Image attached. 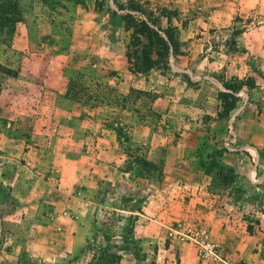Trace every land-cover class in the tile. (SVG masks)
Here are the masks:
<instances>
[{
    "label": "rangeland",
    "instance_id": "rangeland-1",
    "mask_svg": "<svg viewBox=\"0 0 264 264\" xmlns=\"http://www.w3.org/2000/svg\"><path fill=\"white\" fill-rule=\"evenodd\" d=\"M18 2L14 33L0 34V264H179L182 244L200 262L216 264L180 233L205 228L209 238L210 228L224 227L233 238L262 243L264 259V207L255 194L264 186L255 181L264 176V9L186 39L184 29L172 24L184 18L175 3ZM144 21L167 30L170 40L162 41L160 33L150 49L140 36ZM234 31L246 33L243 42ZM147 49L149 62L142 56ZM240 58L244 70L227 68V61ZM72 122L89 128L91 145L102 133L112 139L126 161L121 170L137 178L164 177L163 161L146 160L150 142L163 144L169 162L177 156L183 164L178 176L200 171L210 179L201 213L194 210L189 223L177 216L166 222L154 203L137 199L130 208L147 210L144 230L138 214L113 212L112 204L69 207L64 199L53 212L51 188L60 176L27 152L68 136ZM181 185L195 189L190 182ZM210 242L229 261L227 245ZM239 262L249 264L231 260Z\"/></svg>",
    "mask_w": 264,
    "mask_h": 264
},
{
    "label": "crops",
    "instance_id": "crops-1",
    "mask_svg": "<svg viewBox=\"0 0 264 264\" xmlns=\"http://www.w3.org/2000/svg\"><path fill=\"white\" fill-rule=\"evenodd\" d=\"M149 1L159 3L162 6L175 3V8L179 9L184 18L172 20V24L174 27L178 26L184 29L186 39L200 38L197 34H204V31L201 29L220 30L229 28L233 24L239 23L237 19L246 17L254 10L264 9V0ZM162 20L166 26H171V21L167 18H163ZM163 22L161 21V23ZM244 35L246 33H241L237 39V41H240L238 43L244 41ZM237 48L242 51L240 46H237ZM42 59L43 56L40 61ZM227 68L229 70L232 68L238 69L241 72L245 69V65L242 62V58H240L239 62L227 61ZM42 83L44 82L42 81ZM90 133L89 128L83 126L81 122H72L67 128L68 136H64L63 139L58 138L56 142L54 141L55 139L43 142L38 145L37 149H31L27 152V157L47 164V166L52 168V174L58 173L60 176L59 180L54 183L55 187L51 188L54 191L56 199L52 203L53 212H59L61 209L59 204L64 199L69 207H73V203L77 204L78 202L88 207L94 203L102 208L106 207L107 204H112L113 212L129 215L138 214L137 226L144 224V230L147 227H145L146 222L142 219L146 218L145 211L147 210L143 207L141 212H135L132 209L133 207L130 208V205L137 199L144 200V204L146 205L149 202L154 203L156 206L154 210L166 222L174 220L175 216H177L178 219H183L189 223L195 218L194 210H196V214L201 213L202 207L200 205H203V201H205L204 192L207 191L205 185L206 182L207 185L210 182V179L207 178V181L206 176L202 172L198 171L197 175H190V178L187 177V179L178 176V168H181L183 165L181 160H178V157L175 156V162L170 163L171 158L165 156L163 144L150 142L146 160L155 164L163 161V164L167 167V170L163 171L164 177H153L150 175L140 178L134 177L133 171L130 169L121 170L122 165L126 161L119 153V146L112 139L105 137L104 133L101 134V139H98L96 143L91 145L88 142ZM84 152H87L89 157H84ZM89 152H92L94 156L89 155ZM53 155L60 158V161L56 164L52 162L53 157L51 156ZM81 158H85L86 161L93 160L94 163L84 165L85 161L81 160ZM51 163L53 165H50ZM104 170L107 171L105 175L102 174ZM110 173L113 174L112 177L108 175ZM263 177H255V181L264 183ZM238 179L242 181L244 177L241 178L238 175L236 180ZM246 180L245 178L243 183H246ZM183 182H190L195 186L193 187L195 189L191 192L181 190ZM107 186L110 187L111 193H105ZM256 189H259V192L256 191L255 193L256 202L262 203L264 207V186L256 187ZM46 190L52 191L49 187ZM120 203L127 207L119 208ZM261 216L264 218L263 213ZM209 231L210 241L220 243L223 246L227 245V257L230 262L231 260L234 262L243 259L249 262V264H264V259L260 254L262 243L252 245L249 241H242L240 236L237 238L235 233L233 234L235 238H233L229 227L210 228ZM261 231L264 237V221L261 224ZM182 246L183 252L180 251L179 264H204V262L199 261L196 255L187 251L186 245L182 244ZM254 247L256 249L255 252H253Z\"/></svg>",
    "mask_w": 264,
    "mask_h": 264
},
{
    "label": "trees",
    "instance_id": "trees-1",
    "mask_svg": "<svg viewBox=\"0 0 264 264\" xmlns=\"http://www.w3.org/2000/svg\"><path fill=\"white\" fill-rule=\"evenodd\" d=\"M163 15V14H162ZM164 16V15H163ZM21 14L19 11V2L18 0H0V34H13L15 30V25L20 22ZM157 21L151 22V25H155ZM143 30L140 33V36L145 37L148 42V47L151 49L154 38L161 40L162 37L159 35L160 33L163 35L162 41L170 40V34L167 30L153 29L146 21L142 22ZM241 32L234 31L233 37H236ZM156 36V37H155ZM144 50L142 52V56L144 61L149 62L150 57L152 55L151 50ZM149 67V66H148ZM225 89H228L226 85H224ZM130 219V216L129 218Z\"/></svg>",
    "mask_w": 264,
    "mask_h": 264
},
{
    "label": "built area",
    "instance_id": "built-area-1",
    "mask_svg": "<svg viewBox=\"0 0 264 264\" xmlns=\"http://www.w3.org/2000/svg\"><path fill=\"white\" fill-rule=\"evenodd\" d=\"M180 239L194 245L201 258L210 260L216 264H232L228 260L221 258L214 244L209 241L208 232L205 228H197L187 233H180ZM237 264H248L239 262Z\"/></svg>",
    "mask_w": 264,
    "mask_h": 264
}]
</instances>
